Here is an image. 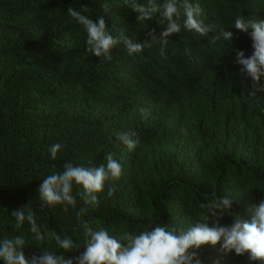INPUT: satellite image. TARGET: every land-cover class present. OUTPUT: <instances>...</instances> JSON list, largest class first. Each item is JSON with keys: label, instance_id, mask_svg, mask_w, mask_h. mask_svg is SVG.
Returning a JSON list of instances; mask_svg holds the SVG:
<instances>
[{"label": "trees", "instance_id": "16d2710c", "mask_svg": "<svg viewBox=\"0 0 264 264\" xmlns=\"http://www.w3.org/2000/svg\"><path fill=\"white\" fill-rule=\"evenodd\" d=\"M190 2L200 4L206 24L231 31L232 40L212 43L214 33L182 30L169 37L163 56L158 42L134 56L121 44L108 61L86 51L87 34L70 21L69 6L87 5L85 14L103 15L113 36L124 31L138 42L153 30L159 37L165 27L159 16L138 22L123 0H0V240L24 235L31 245L26 258L39 247L62 252L54 241H36L27 223L14 229L11 211L30 203L38 224L82 242L73 210L42 209L38 189L65 163L98 167L109 153L123 172L111 197L106 182L99 206H87L94 228L112 235L157 223L187 228L207 214L200 205L218 196L233 200V215L225 213L222 225L235 215L251 218L249 210L264 199V93L251 96L252 80L236 61L237 50L247 58L253 49L234 21L264 20V0ZM122 132L135 133L134 151L117 139ZM57 143L52 160L49 148ZM80 190L74 186L73 195ZM76 200L77 209L85 206ZM197 251L202 264H261L247 253L226 254L219 244Z\"/></svg>", "mask_w": 264, "mask_h": 264}, {"label": "clouds", "instance_id": "9594fccd", "mask_svg": "<svg viewBox=\"0 0 264 264\" xmlns=\"http://www.w3.org/2000/svg\"><path fill=\"white\" fill-rule=\"evenodd\" d=\"M123 6L137 13V21L150 20L159 16V24L164 25V30L159 37L155 30L148 33L149 38L138 42L129 38L124 31L113 36L112 29L106 26L105 17L99 15L95 20L90 18L87 5H81L78 10L69 6L67 14L70 21H75L87 34L86 51L96 57L111 61L112 51L123 44L129 56L141 54L145 48H151L153 43L160 44V54H165V46L169 43V37L187 30L205 37L208 33H214L210 37L212 43L216 41H231L233 33L227 31L221 24H206L202 19L203 9L199 3L190 0H147L141 4L138 0H123ZM111 5L105 2L102 8L105 13ZM234 27L241 33H248L251 37L252 54L245 57L243 50H237L236 61L241 65V71L245 72L252 80L251 96L264 93V20L237 16ZM185 54L191 56L190 49H185ZM142 115L147 116L148 110L141 108ZM135 133H117V139L122 142L129 151H134L138 141L132 137ZM60 144L50 146L51 159L57 158L61 150ZM106 164L98 167H85L67 162L63 170L53 172L43 178L39 186V196L42 202L41 208L61 206L65 212L71 208L82 231L83 240L77 242L71 237L58 234L50 230L46 225L38 224V216L30 203L11 211L14 218V229H22L25 223L29 225V232L40 244L47 239L55 242L62 250L58 252L42 248L26 258L24 249L31 246L24 235H16L12 238L0 240V261L3 264H202L198 251L204 245H220L224 253L235 252L237 256L248 254L250 261H259L264 264V199L258 205H254L249 211L250 219L235 215L231 225L220 223L225 213L231 212L233 200L227 197H216L208 203H202L201 208L207 209L201 219L187 228L167 225H150L138 234L133 231H122L118 234H110L108 229L102 226L93 227V222L86 219L89 215L88 207L99 206L98 193L105 189L108 182L107 195L111 197L115 192L114 182L122 176V165L113 158L111 153L105 157ZM74 186L82 190L76 195L80 197L85 206L77 209L76 195H73ZM211 221V226L209 222ZM82 249V251H81ZM78 255L67 257L64 253L76 252Z\"/></svg>", "mask_w": 264, "mask_h": 264}]
</instances>
